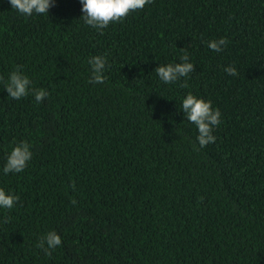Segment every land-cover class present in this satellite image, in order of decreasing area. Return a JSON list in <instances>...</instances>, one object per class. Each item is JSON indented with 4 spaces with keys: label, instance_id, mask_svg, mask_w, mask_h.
<instances>
[{
    "label": "trees",
    "instance_id": "obj_1",
    "mask_svg": "<svg viewBox=\"0 0 264 264\" xmlns=\"http://www.w3.org/2000/svg\"><path fill=\"white\" fill-rule=\"evenodd\" d=\"M83 15L80 0L31 17L0 0V188L20 197L0 208V264H264V0H153L103 30ZM184 50L195 71L163 82ZM18 66L42 102L9 96ZM189 92L222 113L203 148ZM24 141L31 161L5 174ZM50 231L51 256L36 246Z\"/></svg>",
    "mask_w": 264,
    "mask_h": 264
},
{
    "label": "clouds",
    "instance_id": "obj_2",
    "mask_svg": "<svg viewBox=\"0 0 264 264\" xmlns=\"http://www.w3.org/2000/svg\"><path fill=\"white\" fill-rule=\"evenodd\" d=\"M80 2L84 13L82 17L84 23L103 30L114 22H122L132 12L144 9L153 0H80ZM9 3L12 9L25 17H31L34 13L37 15L48 14L50 8L54 6L55 0H9ZM227 44V38L207 42V46L216 52H222ZM181 60V63L160 65L155 69V72L165 83L177 82L180 78L187 77L189 73L195 71V65L189 62V54L186 50H184ZM89 63L92 65V76L89 83L103 84L106 79L104 76L107 64L105 57L94 56ZM224 71L229 75H238L234 66H228ZM31 83L29 77L18 66L5 82V89L14 100L28 96L31 91L35 100L38 103L42 102L49 92L44 89L33 90ZM181 86L187 87L188 85L184 83ZM182 110L186 114L185 119L196 125L198 129L197 141L201 148L216 142L214 128L220 125L222 113L218 108H213L211 100L206 101L189 92L182 101ZM32 157L31 145L27 141L17 144L8 155L3 169L4 173L23 172ZM73 188H75V184H73ZM19 200V195L7 193L3 188H0V208L10 210ZM73 203L75 204L76 201L73 200ZM61 244V236L55 231H50L40 238L36 246L51 256L52 250Z\"/></svg>",
    "mask_w": 264,
    "mask_h": 264
}]
</instances>
